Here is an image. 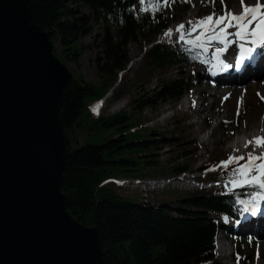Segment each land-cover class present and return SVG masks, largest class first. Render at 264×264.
<instances>
[{"label": "trees", "instance_id": "trees-1", "mask_svg": "<svg viewBox=\"0 0 264 264\" xmlns=\"http://www.w3.org/2000/svg\"><path fill=\"white\" fill-rule=\"evenodd\" d=\"M29 1L34 23L54 45L59 46L60 54L54 46L55 57L61 62L68 60L78 68L83 59L81 39L94 34V24L102 26L103 33L94 35L93 41L97 48L94 67L99 84L94 85L82 78L74 79L63 97L61 118L68 145L61 193L67 199V211L73 219L97 230L103 263L217 264L214 253L219 221L215 216L241 222L246 212L236 201H249V193L255 189L202 190L182 198L180 206L174 207L171 200L155 204L132 201L117 191L124 188L104 183L118 176L145 179L158 174L179 176L191 172L195 161L193 156L200 146L186 130L179 137L173 134L167 137L164 132L151 130L147 140H133L122 133L116 139L103 143L86 140L83 145L71 148L72 136L81 132L101 126L115 127L116 130L127 127V121L134 112L131 115L122 111L103 116L92 113L89 107L99 101L125 71L130 62L128 44L137 42L139 37L153 44L143 55L152 71L164 73L172 67L192 68L207 63L204 55L196 58V52L189 53L184 45L156 43L187 0H169L167 18L163 14L164 0H159L161 8L155 12L149 8L148 0L143 5L139 0ZM85 7L88 13L84 11ZM143 8H148V11L141 10ZM144 24L148 26L147 31ZM140 75L141 82H146V75ZM192 86L194 81L188 83L183 77L162 81L149 97L144 93L133 99V109L142 113L147 107L156 110L160 103L178 102ZM137 88L142 90L140 86ZM182 122L177 120L175 123ZM228 124L230 121L225 126ZM162 147L168 148L172 155L169 162L172 166L160 168L157 152ZM144 148H148V154ZM177 158L186 159L188 163H176ZM228 158L225 152L211 155L204 168L213 167L218 171L212 176L213 180H230L235 165L227 169L220 167L221 162ZM243 163L245 161H240ZM224 231L233 240L238 237L228 233L226 228ZM238 242L241 245L239 237ZM238 255V250H235V257Z\"/></svg>", "mask_w": 264, "mask_h": 264}, {"label": "water", "instance_id": "water-1", "mask_svg": "<svg viewBox=\"0 0 264 264\" xmlns=\"http://www.w3.org/2000/svg\"><path fill=\"white\" fill-rule=\"evenodd\" d=\"M53 49L29 0H0V264H104L61 193L73 76Z\"/></svg>", "mask_w": 264, "mask_h": 264}, {"label": "rangeland", "instance_id": "rangeland-1", "mask_svg": "<svg viewBox=\"0 0 264 264\" xmlns=\"http://www.w3.org/2000/svg\"><path fill=\"white\" fill-rule=\"evenodd\" d=\"M245 1L250 4V6L257 3L255 0ZM230 2L231 0H224L226 6ZM261 3L264 4V0H261ZM222 7L223 6L221 5L220 0H215L214 4L211 3L210 0H187L186 4H183L179 9L177 18L170 23L168 28L161 32L158 37L157 44L164 41V37L166 36L165 34L169 30L173 31L181 24L185 25L191 20L206 17L213 12L220 13L222 11ZM84 11L88 13V9L86 7L84 8ZM163 14L166 18L169 16L166 6L163 9ZM144 29L146 31L148 30V26L146 24H144ZM102 33V26L94 24V34L81 39V45L84 49L80 68L68 60L62 62L73 76V80L82 78L94 85L99 84L100 81L96 77L94 67V57L96 55L97 48L94 47L93 41L94 35L96 36ZM54 46L60 54L58 44ZM151 46H153V44L145 42L141 37L138 38L137 42L128 44L127 50L129 52L130 62L125 71L120 73L119 76L122 75L121 79H118L113 84V87L103 96L108 97L102 109L103 116H110L122 111L127 115H131L134 112L127 121V127L116 130L115 127L104 128L101 126L98 129L94 128L86 133L81 132L77 136H72V150L80 145H83L86 140L90 143L99 144L110 139H116L122 133L127 134L128 138L133 140H147L150 138L149 135L151 130L164 132L167 137H171L172 134L174 137H179V135L186 130V132L190 134L191 139L195 140L200 146L199 150H197L196 154L193 156V160L195 161L192 165L191 174L194 173V176L196 175L195 177H198L197 174H195V170L206 166L212 154L225 152L228 154V157H238L247 155L248 152L253 151L249 148L245 151L241 150L237 153H233V151L230 150L229 145L232 139L237 137V133L242 132L244 130V126H248L249 124L247 123H250L254 117H257L258 120H262L264 118V105L261 104V100L258 102V97L255 96L258 92L254 89L242 91V96L246 99L247 104L245 110L242 112V115L238 117L237 113H235L233 109L235 103L237 102V109L241 108L242 110V103L239 102L240 96L236 97V95L232 92V89H228V86L225 85V87L219 82L210 79L211 73L208 70L212 67L210 50L206 55H204L207 60L206 67H203V65H195L192 68L183 66L180 69H177L178 67H172L164 71V73H160L156 70H150L151 67H149L147 62L143 60L144 53L149 51ZM140 73H144L146 75V82H141ZM181 77L185 78L188 83L190 80L194 81V86L187 88L178 102L174 103L169 101L166 103H160L156 110H152L147 107L142 111V113L134 111L131 102L133 99L144 93L149 97L152 94V91L156 89L162 81L181 79ZM209 80L215 84L214 87L210 85L211 89H208ZM138 86L142 88L141 91L137 88ZM199 93L204 96L205 94L209 95L208 103L203 115L204 118L208 119L209 126L207 131L204 128V121L201 122L200 114H194L192 112L187 113L184 110V108H186L187 99L192 98L194 94L197 96ZM99 115H101V113H99ZM177 120H183L184 122L176 125L175 122ZM220 121L223 122L222 126H220ZM228 121H230V124L225 126V123ZM209 130L212 131L211 136L208 134ZM144 151L145 154H148L149 152L148 148H144ZM157 154L159 156L160 168L172 166V164H169L172 155H170L168 148L162 147ZM140 160L144 161L145 159ZM183 160L184 159L177 158L176 163H185L186 159L185 161ZM187 161L186 163H188ZM217 172L218 171L214 169L211 174L213 173V175H215ZM156 177L167 176H161V174H158ZM186 177H188L187 174ZM208 177L209 176H205V179L208 180ZM120 178L127 177L120 176ZM117 191L132 201L141 200L139 199L140 193L136 189L124 188L117 189ZM197 192L198 191H190L186 189V187H182L181 184L174 182L172 187L170 185V187L166 190L153 192L150 196H148V202L153 204L155 202L171 200L172 206L178 207L180 206L179 201L182 198H186L189 194H195ZM215 217L218 221L220 220L223 225H227L229 228L228 230H230L233 235H237L239 237V241L241 242L240 245L237 237L231 241L232 243L230 248L225 247V249H223V261L219 260L220 257L218 254V248L216 247L214 255L217 264H230L229 256H231V253H235V250H238L239 255L234 259L233 264H264V227L261 230H257L259 228V224H257L258 221H252L247 225L244 223L239 225L237 223H233L229 219H223L219 216Z\"/></svg>", "mask_w": 264, "mask_h": 264}, {"label": "snow or ice", "instance_id": "snow-or-ice-1", "mask_svg": "<svg viewBox=\"0 0 264 264\" xmlns=\"http://www.w3.org/2000/svg\"><path fill=\"white\" fill-rule=\"evenodd\" d=\"M143 5L145 0H139ZM215 3V0H210ZM222 11L189 21L188 27L184 24L177 27L180 42L189 53L196 52V58L206 55L209 48H214L212 59L225 68L230 67L224 63L222 57L227 53L232 43L238 44L239 54L236 59V68L240 70L245 60H250L259 47H264V4L257 0L253 6L246 5L241 0L242 12L235 14L227 9L224 0H220ZM169 5V0H164V6ZM148 6L153 12L159 11V0H148ZM148 11V8L141 9ZM233 29L234 31H229ZM173 35L172 30L166 34ZM250 45V46H248ZM252 147L253 151L246 156H229L228 160L221 162L220 167L225 169L235 165L232 169L230 183L234 187H248L256 191L249 193L251 199L243 201L237 199L236 203L242 205L243 212L256 215L261 202H264V136L255 137L245 142V148ZM261 149L256 154L255 149ZM240 161L245 163L240 164Z\"/></svg>", "mask_w": 264, "mask_h": 264}, {"label": "bare ground", "instance_id": "bare-ground-1", "mask_svg": "<svg viewBox=\"0 0 264 264\" xmlns=\"http://www.w3.org/2000/svg\"><path fill=\"white\" fill-rule=\"evenodd\" d=\"M244 2L246 5L250 6V4H248L245 0ZM260 3H261V0H260ZM227 9L237 15L240 14L242 12L241 0H231V2L227 4ZM174 30L172 32H174ZM229 31H234V30L230 29ZM164 38L166 39L167 36H165ZM234 44L235 43H232L231 46ZM224 73L216 74V77L214 78L221 85L228 86L229 90L232 89V92L236 95V97L240 96L239 102L242 103V106H243L242 110L241 108L237 109L238 108L237 102L235 103V106L233 109V111L237 113L238 117L242 115V112L245 110L246 104H247L246 99L242 96L243 90L245 91L250 90V89L256 90V92H258L257 94H255V96L258 97L257 101L259 102L261 100L262 101L261 104L264 105V47H259L255 50V52L253 53L252 59H250L249 62H246V63L244 62L241 71L237 73L228 72L227 76H225ZM121 77L122 75L119 76V79H121ZM107 98L108 97H103L98 103H96L91 108V111L99 112L102 114L103 112L102 109H103V106L105 105ZM222 124L223 122L220 121V126H222ZM247 124L249 125L244 126L243 128L244 130L242 132H238L237 137L236 138L234 137L229 145V148L231 151H233V153H237L238 151H241V150L245 151L246 149H249V148L252 149L251 146H249L248 148H245V142L251 141L255 137L264 136V118L262 120H258L257 117H254L252 121ZM255 151H256V154H259L261 152V149L257 148L255 149ZM213 170L211 169L205 170V169L197 168L195 170V174H197L198 177H195L196 175L194 176V173L191 174V172H185V173L180 174L179 176L150 177V178H145V179H131V178L127 179V178L117 177V178H114V186L119 187V188L136 189L140 193L139 199H141V201H143L144 203L148 202V196H150L153 192H158V190H166L168 189V187H170V185L172 187V184L174 182L181 184L182 187L184 186L186 187V189L190 191H199V190H209L210 191L214 189H219V190L227 189L229 187V184L227 182L213 180L212 176L214 172L211 174ZM186 174L188 175V177H186ZM205 176H209L208 177L209 179L206 180ZM223 219H227V218H223ZM220 223L223 224L221 221ZM233 223H236V222H233ZM215 242H216V247L218 248V254L220 257L219 260H222L224 259L222 256L223 249H225V247L228 248V245L224 241L223 233L220 232L216 235Z\"/></svg>", "mask_w": 264, "mask_h": 264}, {"label": "built area", "instance_id": "built-area-1", "mask_svg": "<svg viewBox=\"0 0 264 264\" xmlns=\"http://www.w3.org/2000/svg\"><path fill=\"white\" fill-rule=\"evenodd\" d=\"M107 185H112L114 187V178H110L104 181Z\"/></svg>", "mask_w": 264, "mask_h": 264}]
</instances>
